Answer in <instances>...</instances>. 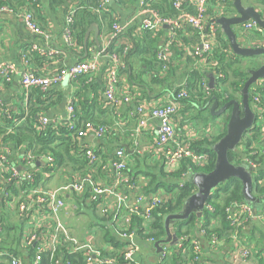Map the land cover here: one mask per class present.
<instances>
[{
	"label": "crops",
	"instance_id": "1",
	"mask_svg": "<svg viewBox=\"0 0 264 264\" xmlns=\"http://www.w3.org/2000/svg\"><path fill=\"white\" fill-rule=\"evenodd\" d=\"M0 1L7 2V0ZM37 3L39 5L35 9L34 21L37 22L43 35L34 36L28 34L23 28L19 18L15 17L13 13H0V66L10 64L16 68L10 81H1L0 83V122H15L14 124H20L22 120L19 119L28 115L31 109L33 110L40 107L41 100L44 97L43 108L35 115V121L37 124L40 117L44 116L51 122L55 121L52 125L55 128L61 126L68 127L69 122L67 120L68 113L66 107L68 104H71L74 107L73 123H75L76 126L78 125L81 127L84 124V121H90L89 119L108 123L110 124L109 127L114 126L110 128V133L102 139L97 140L92 134H89L85 138H77L76 149L73 151L69 150V155L72 159L78 157V155H76L77 149L83 150V148H85L94 149L95 151L104 149L107 154L110 155L113 154L115 150L122 149L127 156V174L130 177L129 185H137L138 192L141 194L158 193L170 196L165 204L167 205L172 201V196L170 193H167L166 187L157 186V184L163 183L178 186V189L176 188V190H179L180 187H182L185 178L188 179V177H190L193 184L195 176L199 175L200 172L187 173V175L181 173L179 175L180 178L177 179H170V177H165L161 174V172H164L165 174L172 172L175 173L179 171L181 166L179 165L178 169L176 168L167 172L162 154L155 150L154 141L156 139V129L159 125L158 119H150L146 129L142 130L136 139L133 137L136 128L138 106L146 105L148 107H155L167 103L168 100L171 99V93L167 90L168 85L166 83H157L152 80L151 73L157 72L159 69V62L156 60V55L155 57L150 58L149 55L140 50L142 47L139 45L146 46L151 41L155 40V38L152 36L145 38L143 35L138 34L140 31L138 26L140 25L141 19L138 13V0H128L124 5L120 6H117L112 0H109L111 17H113L114 20H117L118 24L123 29L135 28V30L127 31L133 34L131 37L128 36V40L132 43L131 38H134V42L138 43V47H136L130 54L131 56L128 59V66H125L127 69L130 68V71L128 70V74L124 71L119 72L120 81L115 94L116 97H120L124 94L131 95L132 99L128 103H119L117 105H108V102L104 97L105 77L108 71L107 69L111 65V60L105 55V53H100V50L104 49L105 51H108V47L113 46L108 26L105 23L98 25L93 24L87 30L82 45H75L73 48H68L65 45L63 37V26L67 10L72 8V5H52L50 0H38ZM242 4L245 7H253L257 12L263 13L264 7L251 3L250 0H243ZM234 15L235 12L233 13V16ZM164 30L167 29L164 28ZM192 33L195 32L190 29V32L187 30L183 31V33H181L182 36H180L179 45L183 46L182 50L184 58H177L175 55L173 56L171 50L172 43L169 45L166 54V64L169 63L173 67H180L179 70L174 73V77L170 76L169 78V82L173 86H176L182 81L183 77L181 73L185 69L183 68L186 63L185 57H189L193 49L199 45L198 34L196 33V38ZM234 33L241 47H256L260 42L255 34L242 32L240 26L234 27ZM220 36L221 35H218L217 38ZM159 39L160 41L156 40L155 44L156 48L159 47L160 49L168 42L167 33L165 36V33L162 32ZM182 39L185 41L193 39L196 43L193 45V43L189 42L184 46L181 42ZM120 42L122 45L129 46V43L124 44L122 40ZM34 45L38 47L46 45L50 46L51 48L57 49L59 54L48 58L47 60L39 59L35 61L37 58L33 56L34 53H31V48ZM215 47L216 46H214V48ZM97 54H99L98 67L91 77H88V75H82L79 79L63 81L58 86L47 90L46 96L41 97V100L39 96L34 93L37 89L23 91L20 87L19 77L24 70H29L39 75H48L59 69L69 67L77 62L89 60ZM22 55H27V58L29 59L28 65L23 64ZM144 55L149 57L143 59ZM263 61V57L244 58L243 64L247 65L252 62L259 65L263 63ZM194 63L195 61L192 63L193 66H195ZM148 64H150V66H148ZM174 126L175 134L178 138H188L190 143L197 145L207 141L212 148L215 143L219 141L218 138L225 130L226 123L224 114L213 117L208 112V109H204V107L197 111L190 108L186 112L183 111L181 107L175 115ZM258 131L260 134V143L256 144V148L262 150L264 148V131L262 129ZM69 140L73 141L71 139ZM135 142L137 144L136 148L134 145ZM22 155H16L19 163L12 162L11 165H13L20 174L27 173L39 176V181L35 186L29 184L30 187L23 186L22 188V181L6 183L0 179V222L7 223V225L17 228L16 234H21L19 242L22 234L26 231H31L33 226L29 225L25 218L19 217L15 209L9 208L5 201L7 199L6 195L8 194L13 198H16L21 196L23 192L31 191L32 188L36 187L45 190H52L89 171V169L80 170L73 168V164L70 162L63 164L60 167L54 166L50 171H47L44 169L46 164L42 157L39 161H34V163H25V159ZM109 157L105 159V162L98 164L94 168L93 178L99 185L109 186L112 185L115 180ZM100 166L105 167L104 171L100 169ZM258 172H260L263 177L260 178L259 182L264 185V158L263 164L257 167L255 173ZM0 173H7V171H0ZM12 190L15 192L12 193ZM118 190L123 195H128L125 200L128 205L132 206L135 201V197L133 196L134 193L130 194L128 187H118ZM176 190H174V192ZM194 193L195 186L193 190V194ZM250 193L253 198L259 200V203L252 205L248 201H242L230 204L227 207L229 208L228 212H226L227 208L225 209V216L229 225V230H227L226 237H220L222 242L215 249L210 246L209 240L200 229L201 223L199 222L202 214L201 216H197L196 213L190 214V216L194 215L195 218L198 219L197 225L193 230L191 229L188 236L190 238H195L201 248L202 254L201 262H199V264H232L228 260L227 251L234 243L231 236L234 231H237L238 244L249 247L253 252L250 259L244 264H263L262 261L261 263L258 258L253 256L259 251L264 252V193L257 198L253 193L252 185ZM190 196L184 200L181 209L174 214H179L183 211L184 204ZM63 199L66 203V207L60 211L59 217L61 222L68 229L71 237L81 242L89 239L96 248L109 254L117 252L129 245L128 241L120 238L118 234H114L109 230L111 229L110 218L108 220L105 216L106 213H104V209L108 206L104 205L101 199V203L95 205H89L84 196L77 197L74 194H65ZM3 201L4 203L1 205V202ZM243 205L247 206L250 212L249 216L245 215ZM113 206L116 207V204ZM129 216L131 217L130 224L127 228H124L134 234L133 242L135 246L138 247V252L134 257L136 263L161 264L162 253L158 252L154 247L155 240L150 241V238L142 237L140 234L142 233L146 236L150 233V226L154 221V217L150 223L144 224L142 219L137 215H132L127 210H121L118 215L119 224L120 221L122 222L125 217ZM167 216L168 215L163 217V229L164 221ZM73 219L80 221V225H72L71 220ZM187 219L172 220L168 225L172 242L170 244H162L161 247L170 252L169 257H171L170 255H172L173 252L181 249H178L177 246L179 240L177 232L179 224ZM232 222L238 223L236 228L231 225ZM210 224L209 229H217L221 227L219 220L212 219ZM34 229L37 234L36 242L41 243L48 234L49 223H43L40 227ZM166 239L167 234L164 229V235L157 241H165ZM5 240V246H10L9 243L12 241V238L11 241H9L4 237V241ZM18 247L19 249L26 248L21 245H18ZM183 252H185V258H182V260L188 258L186 250ZM24 260L27 261L25 258ZM176 262L177 264H183L180 260Z\"/></svg>",
	"mask_w": 264,
	"mask_h": 264
},
{
	"label": "built area",
	"instance_id": "2",
	"mask_svg": "<svg viewBox=\"0 0 264 264\" xmlns=\"http://www.w3.org/2000/svg\"><path fill=\"white\" fill-rule=\"evenodd\" d=\"M30 4L37 3L38 0H27ZM187 2L193 11L183 10V2ZM211 0H172L171 7L178 13L176 17H166L158 12L151 10L147 7L144 0H139V16L140 19V31H148L152 34L157 33L161 29H167L168 42L156 52V60L162 64L163 70H166V54L168 52L169 45L173 42L176 34L184 27L192 29L199 37V45L195 47L190 53L195 61L194 65L200 69L206 61V57H210L214 46H216V39L218 35H221L219 26L216 24V18H213L208 23L206 21V13L208 11L209 2ZM230 0H218L217 13L223 11V6ZM109 0H102L100 7H104ZM10 12L19 18L23 28L30 35H43L42 30L38 27L35 21L32 19V15L29 10L23 12H15L9 8L1 7L0 13ZM260 13V12H259ZM74 9L69 8L65 15L63 26V37L65 45L68 48L75 46L71 37L70 25L73 21ZM262 20L264 21V13H260ZM217 25V26H216ZM113 31L111 39L116 38L123 30V28L115 23L113 25ZM240 29L244 33H253L260 40L256 47L252 48H264V29L259 27L254 21L249 20L246 23L240 25ZM211 41V42H210ZM129 49L128 45H125L122 49L123 53H126ZM31 53L38 55L39 57L51 58L59 54L57 49L50 46H32ZM100 53H105L111 60V65L107 69L105 77L104 97L107 102L117 105L119 103H128L130 98L127 94L116 97V89L119 85V72L125 70V65L120 60L118 52L114 50L111 52L100 50ZM99 54L91 57L89 60L77 62L69 67L59 69L56 72H52L48 75L35 74L29 70H24L19 77L20 87L23 91H29L31 89H37L41 92H45L52 87L58 86L63 81H71L82 75H88L91 77L97 70ZM22 62L24 65H28L29 59L27 55H22ZM16 68L13 65L5 64L0 66V83L10 81L12 75L15 73ZM209 85H203V90L208 91ZM187 98L186 91L182 90L176 100L169 99L167 103L158 105L155 107H148L146 105H140L137 108L136 128L133 133V137L136 139L142 130L146 129L150 119H158L159 125L156 129V139L154 141L155 150L160 152L164 159V166L167 172L170 170L178 169L179 165L185 161H189L195 167H203L207 163V155L205 153H195L191 148V143L188 138H178L175 134L174 119L177 112L180 110L179 100ZM250 109L255 117V123L253 128L264 131V79L257 80L250 87ZM146 106V107H145ZM68 113V128L74 130L73 135L77 138H85L89 134H92L95 139H102L106 134L110 133L109 130L102 127H94L90 123H85L82 129H77V126L73 123V109L71 104L67 105ZM55 121H50L44 116H41L38 120L39 130H45L47 126H52ZM76 132V134H75ZM135 148L137 146L134 143ZM5 148H0V171H7L9 176L6 183L13 181H24L35 186L33 175L23 173L13 166H6L7 152L3 153ZM85 155L90 164H96L98 158L94 154V149H85ZM252 154L264 155V149L254 150ZM25 159V163H34L39 161L42 157L46 165L54 167L53 158L49 153H46L35 159L32 154L22 155ZM112 171L115 175V180L112 185H99L93 178L94 168H90L84 175L71 179L70 181L62 184L61 186L52 189L45 190L40 187L32 188L31 191L23 192L21 196L13 198L10 195H6L9 200H6V204L9 208L15 209L19 217L25 218L27 223L33 226L31 231H26L22 234L20 239V245L23 247L34 246L36 250L35 259L33 264H40L42 262L41 256L43 254L48 255V264H63V257L58 250L65 248L69 254L81 253L84 257L85 264H121L119 261L112 257L114 253L120 252L122 258V264H137L134 257L138 252V247L135 246L133 232L126 230L130 224L131 217H125L119 224V212L121 210H127L132 215H137L144 224L150 223L153 219V212L162 206H165L170 196L161 195L158 193L141 194L138 192L137 185H129L130 177L127 174V156L122 149L115 150L109 157ZM243 166L252 168L254 173L257 170V164L252 163L246 157L243 159ZM100 169L104 171L105 167L100 166ZM13 180V181H12ZM118 187H128L129 193H134V204L128 205L125 198L128 195H123ZM65 194H74L77 197L84 196L89 205L100 204V199L104 205L108 207L104 209L106 217L110 218V226L112 233L118 234L120 238L129 242V245L123 249L110 254L111 256L103 257L101 249L94 246L91 240L87 239L83 242L71 237L68 229L61 222L59 213L66 207L63 196ZM116 204V207L113 206ZM235 204V203H234ZM237 205V204H236ZM209 211H213L210 206H206ZM245 215L249 216L250 212L246 205H243ZM229 208L226 209V212ZM43 223H49L48 234L41 243H37V234L35 229L40 227ZM3 223L0 222V242L3 240L2 227ZM233 227H237L238 223L232 222ZM125 227V228H124ZM34 230V231H33ZM204 235L206 233L203 231ZM233 245L228 249V260L232 264H244L252 256V250L247 246L238 244L237 231L232 233ZM150 241H153L150 239ZM188 242L189 249L191 250L194 258L193 262H201V248L198 241L195 238H189L182 236L179 238L177 246L181 248L183 242ZM155 242V241H154ZM221 240L215 235H211L209 239L210 246L215 249L221 244ZM161 261L169 256L170 252L163 249L161 252ZM3 254L0 253V257ZM119 256V255H118ZM260 258L264 264V252L260 254ZM9 264H23V261L19 257L10 258ZM69 264V261L66 262Z\"/></svg>",
	"mask_w": 264,
	"mask_h": 264
},
{
	"label": "trees",
	"instance_id": "3",
	"mask_svg": "<svg viewBox=\"0 0 264 264\" xmlns=\"http://www.w3.org/2000/svg\"><path fill=\"white\" fill-rule=\"evenodd\" d=\"M102 0H50V3L52 5H72V8L74 9V15H73V21L70 25V31H71V37L73 39V42L75 45H82L84 43V37L87 33V30L93 25V24H101L105 23L109 30H110V36L112 35L113 31V25L115 23H118L117 20H114L113 17H111V13L109 10V3H107L104 7H100V3ZM130 1V0H129ZM137 1V0H134ZM147 4V7L151 10H154L158 12L159 14L166 16V17H176L178 13L171 7L172 0H144ZM257 3V5L264 7V0H253ZM117 6L124 5L128 0H112ZM139 2V0H138ZM233 0H230L223 6V11L220 13H217L216 8L218 5V0H211L209 2V11L206 13V20L209 23L211 19L213 18H219V17H232L233 13L235 12L232 6ZM15 3V4H14ZM184 5L182 7L183 10L187 11H193L192 8L187 5V2H183ZM39 4L33 3L30 4L27 0H7V2L0 1V8L6 7L9 8L15 12H23L24 10H29V12L32 15V19L34 20V13L35 9L37 8ZM216 7V8H215ZM66 8V7H65ZM67 10V9H66ZM69 10V9H68ZM67 10V11H68ZM264 13V9H263ZM37 24V22H35ZM217 26V25H216ZM135 27V26H132ZM140 25L138 26V28ZM135 30L132 28L123 29L122 32L114 39H112L113 46L108 47V51H115L119 53L120 60L122 63L127 67L128 66V59L131 56V52L138 47V43L134 42V38L132 39V43L128 40V36L131 37L133 34L131 32L127 31ZM140 30V29H139ZM189 31L190 29L184 27L182 28L177 34L175 39L172 42V53L173 56H177V58H184L183 57V46L179 45L180 36L183 31ZM164 32L165 36L166 33L168 34L167 30L161 29L157 33H150L148 31H139L138 34L143 35L145 38L154 37L155 40L151 41L146 46H141L140 49L143 53L147 54L151 57H155L156 52L159 50V47L156 48V40L160 41L159 37L161 36V33ZM194 34L197 38L196 33ZM184 35V34H183ZM168 38V37H167ZM123 41L124 44L129 43V49L126 53H123L122 49L125 45H122L120 41ZM129 41V42H128ZM184 46L185 44H188L189 42L193 43L195 45V41L192 40H183L181 41ZM119 43V44H117ZM87 45V44H86ZM181 48H179L178 47ZM35 58H37L35 61L39 59L47 60L48 57H39L36 54H33ZM149 56L144 55L143 59L148 58ZM186 58L185 68L184 71H182V81L177 84L176 86L171 85L169 82L170 76L174 77V73L179 70V66L173 67L169 63L166 64V70H163L162 64H159V69L157 72H152V80L157 83H166L168 85L167 90L171 93V99L176 100L178 94L184 90L187 93V98L180 99L179 105L182 107L183 111H188V109L193 108L195 111H197L200 108H203L208 102L212 103L211 98L215 97L219 103V106L223 105L229 100H240L241 98V89L243 86V83L245 82L248 72L250 70H254L260 66L257 63H250L245 66H243V57L235 56L232 54L230 47L228 46L227 40L224 38V36L221 34V36L216 39V47L213 48V51L210 55V57H206V61H204V64L201 66V69L196 68L193 66V56L192 54L189 55V57ZM33 60V58H32ZM156 62V61H155ZM150 66V64H148ZM148 68V67H147ZM153 68V67H152ZM128 70L130 71V68H125L124 72L128 74ZM37 74V73H35ZM81 77V76H80ZM80 77H77L75 79H79ZM128 77V76H127ZM213 78V87L208 88V91L205 92L203 90V85L209 84V79ZM74 79V80H75ZM129 80V79H128ZM46 92H41L39 90H35V94L39 96L40 100L41 97L46 96ZM167 92V91H166ZM33 93V94H34ZM129 96V95H128ZM131 101V95L129 96ZM250 89H249V104H250ZM43 102L44 97L41 100L40 107L36 109H31L30 113L26 116H24L22 119V122L20 124H14L15 122H0V148H5L3 153L7 152V161L5 163L6 166L11 165L12 162L18 161V155H27L32 154L35 159H38L42 155L49 153L51 157L53 158V165L56 167H60L63 164H66L68 162L73 164V168L77 169H90L94 166L96 167L98 164L105 162V159L109 157L110 154H107L106 150H94V154L98 158V161L96 164H90L86 155H85V148L83 150L77 149L76 152L78 155L77 158L72 159V157L69 155V150H75L76 149V135H73L74 130H69L67 126H61V127H53V126H47L45 130H39L38 124L35 121V115L37 112L41 111L43 108ZM108 105H113L108 102ZM225 123L227 122L230 114V109H228L225 113ZM90 121H84L85 123H90L94 127H102L104 129H107L111 131L110 128L114 126H110L108 123L104 122H97L92 119H89ZM75 124V123H74ZM84 124L79 127L77 125V129H82ZM225 130L220 134L218 140L224 135ZM76 134V132H75ZM108 135V134H106ZM105 135V136H106ZM67 136V137H66ZM260 134L259 131L254 128L249 130L242 138L241 143L237 146V148L234 151L228 152L227 158L230 164L234 166L243 165V159L248 158L249 161L252 163H256L257 167L261 164H263V158L264 155L258 156L255 154H252V152L256 149V144L260 143ZM69 139L73 140L70 141ZM201 145V146H199ZM191 148L195 153H205L207 155V163L203 167H195L193 164H191L189 161H185L181 163V168L177 172H172L165 174L164 172L161 174L165 177H170L173 179L180 178L181 173H209L213 170L215 161H216V155L215 152L212 150L211 145L208 144L207 141H204V143L192 144ZM264 149V148H263ZM17 155V156H16ZM16 156V158H15ZM24 163V162H21ZM259 164V165H258ZM53 167H50L49 165L45 166V170L50 171ZM75 170V169H73ZM185 175V177H186ZM9 176V173H0V179L1 181H6ZM184 177V178H185ZM252 189L255 196L258 198L261 196V194L264 193V185L260 184V178H263L258 173H252ZM33 179L35 184L39 181V176L33 175ZM185 178V181L183 182L182 187H180L179 190L178 186L169 185V184H157V186H164L167 189V193H170L172 196V201H170L167 205L162 206L160 208H157L153 212L154 221L152 222L150 226V233H148L146 236L143 235L142 237L150 238L151 240H160V238L164 235V229H163V217L166 215L177 213L184 202L185 199H187L191 194H193L194 185L191 182L190 177L188 179ZM13 181V180H12ZM11 183V182H10ZM264 184V183H263ZM9 186V185H7ZM24 187H30L28 182H24L22 184V188ZM12 188V187H11ZM242 183L237 178H230L227 181H225L222 185H220L213 193V195L210 197V199L207 201L206 206H210L213 211H209L207 208L204 209L200 222L201 227L200 229L206 233V238L209 240L211 235H215L218 239H220L221 236L226 237L227 230H229V225L226 221L225 216V209L233 203H239L244 201V196L242 194ZM174 190H176L174 192ZM11 192V191H10ZM15 191L12 190V193ZM6 200H9L8 198ZM5 200V201H6ZM4 203L1 202V205ZM212 219L219 220L221 223L220 228H212L210 227V222ZM2 223V222H1ZM198 219L195 218L194 215L190 216L186 221L179 224L178 229V236L181 238L182 236H187L190 234L191 229L197 225ZM2 233H3V240L0 242V253L3 254L2 257H0V264H9L10 258L12 257H19L22 259L23 264H33V261L35 259L36 250L34 246L21 248L19 249L18 245L20 246L19 238L20 235L16 234L17 228L13 227L11 225H7V223H3L2 227ZM184 229V230H183ZM231 231V228H230ZM4 237L7 238L9 241H12L9 243L10 246H5L4 243H6V240L4 241ZM190 238V237H189ZM263 238V237H262ZM227 240V239H226ZM183 249V250H182ZM188 255L187 259L182 260V258H185V251ZM60 252L61 257H63V264H66V262L69 261V264H85L84 263V257L81 253H75V254H69L65 248H61L58 250L57 254ZM263 251H259L256 253L253 257H256L262 261L260 258V254ZM103 257L111 256L109 253L102 251ZM119 263L122 264V258L120 256V252L113 254ZM119 255V256H118ZM171 257H166L163 261H161V264H177L176 261H179L183 264H199L198 262H193V254L191 250L189 249L188 242H183L181 249L176 250L175 252L170 255ZM24 258L27 260L25 261ZM42 262L40 264H48V255L45 253L41 256ZM188 261V262H187ZM262 263V262H261ZM180 264V263H179Z\"/></svg>",
	"mask_w": 264,
	"mask_h": 264
},
{
	"label": "water",
	"instance_id": "4",
	"mask_svg": "<svg viewBox=\"0 0 264 264\" xmlns=\"http://www.w3.org/2000/svg\"><path fill=\"white\" fill-rule=\"evenodd\" d=\"M111 1V0H110ZM243 0H233L232 6L235 15L232 17H219L216 24L222 35L227 40L228 46L233 55L243 58H264V48H246L241 47L234 33V27L240 26L249 20L254 21L259 27L264 29V21L259 12L253 7H245ZM259 79H264V61L254 70L248 72V76L243 83L241 89L240 100H229L223 105L219 103L215 97H212V103L208 102L204 109H208L211 116L217 117L223 115L230 109L229 118L226 122L224 135L215 143L212 150L215 152L216 161L214 168L209 173H200L195 176L193 184L195 193L185 202L183 211L179 214L168 215L164 221V229L167 234L165 241H155L154 247L158 252H162V244H170L172 242L168 225L172 220H185L191 213L201 216L207 201L210 199L214 191L230 178H237L242 183V194L244 201H248L252 205L259 203L251 196L252 177L254 173L252 168L243 165L234 166L229 163L228 152L234 151L241 143L243 136L251 129H254L255 117L250 109L249 89ZM209 88L213 87V78L209 79Z\"/></svg>",
	"mask_w": 264,
	"mask_h": 264
},
{
	"label": "rangeland",
	"instance_id": "5",
	"mask_svg": "<svg viewBox=\"0 0 264 264\" xmlns=\"http://www.w3.org/2000/svg\"><path fill=\"white\" fill-rule=\"evenodd\" d=\"M250 2H251V3H255V4H257V3L254 2L253 0H250ZM243 66H245V65L243 64ZM224 118H225V114H224ZM71 224H72V225H80V221H78L77 219H73V220H71Z\"/></svg>",
	"mask_w": 264,
	"mask_h": 264
}]
</instances>
